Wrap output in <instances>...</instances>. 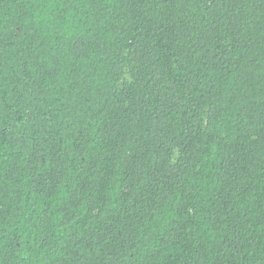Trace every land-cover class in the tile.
Wrapping results in <instances>:
<instances>
[{"label": "trees", "instance_id": "trees-1", "mask_svg": "<svg viewBox=\"0 0 264 264\" xmlns=\"http://www.w3.org/2000/svg\"><path fill=\"white\" fill-rule=\"evenodd\" d=\"M0 264H264V0H0Z\"/></svg>", "mask_w": 264, "mask_h": 264}]
</instances>
